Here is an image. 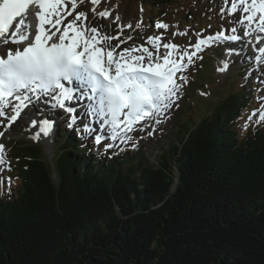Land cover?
<instances>
[{"label":"trees","instance_id":"16d2710c","mask_svg":"<svg viewBox=\"0 0 264 264\" xmlns=\"http://www.w3.org/2000/svg\"><path fill=\"white\" fill-rule=\"evenodd\" d=\"M141 4L150 16L186 18L209 0ZM188 78L176 143L154 165L135 148L111 160L64 127L52 158L41 144L14 142L0 264H264V122L242 130L239 121L255 90L234 73L208 104L194 89L216 85L213 64Z\"/></svg>","mask_w":264,"mask_h":264},{"label":"snow or ice","instance_id":"6c2138e0","mask_svg":"<svg viewBox=\"0 0 264 264\" xmlns=\"http://www.w3.org/2000/svg\"><path fill=\"white\" fill-rule=\"evenodd\" d=\"M100 2L91 0V11L106 19L111 10L105 8L96 12L95 6ZM83 3L84 0H0V118H3L0 125L4 126V131L30 105L35 109V102L42 98H47L44 103H50L52 108L64 109L69 114L68 127L72 128L77 124V110L67 102L84 100L87 102L84 115L96 117L100 127L109 133L107 137L95 135V143L99 145L106 138L127 143L133 140L130 133L137 130V125L146 120L159 124L158 117L171 109L182 87L178 81L187 82L183 72L194 62V56L201 58L197 53L204 50L202 46L240 41V28L244 29L243 37L251 38L250 42L264 44V0H224L222 18L226 9L228 15L240 14L239 19L230 22L231 34L225 35L222 30L200 38L197 33V41L190 45L195 51L189 53L185 48L176 55L173 51L160 52L161 47L178 49L174 43H158L160 36L147 38L152 50L141 45L118 51L121 44L133 39L132 36L123 40L120 35H109L102 25L85 23L87 13L77 11ZM120 20L117 14L113 23ZM142 25L141 19L135 27L141 29ZM117 27L122 34L124 28H132V24L118 23ZM155 27L167 29L169 26L157 21ZM9 44L16 47H6ZM256 51L254 60L264 65V47H257ZM227 67L225 61L224 68L219 70ZM259 99L260 106L248 117L249 121L258 112L257 123L264 122V97ZM37 123L40 127L34 139H38L40 133L48 136L56 121L50 118L31 121L33 127ZM77 130L87 135L95 131L88 123ZM4 131H0V136ZM113 146L114 143H108L105 147L107 150ZM6 157L5 146L0 144V165L7 164Z\"/></svg>","mask_w":264,"mask_h":264},{"label":"rangeland","instance_id":"374dc122","mask_svg":"<svg viewBox=\"0 0 264 264\" xmlns=\"http://www.w3.org/2000/svg\"><path fill=\"white\" fill-rule=\"evenodd\" d=\"M208 1V0H200V2ZM193 5V4H192ZM210 6V7H208ZM204 11V15H192L188 17H184L181 13L177 16V19L170 18L169 20L163 19L161 16L157 14L149 15V7H144L141 4V0H101V2L96 5V12H101L105 8L111 10V15L108 18H101L95 15L91 9L93 5L91 0L85 3L82 6V11L87 13V22L91 23L93 26H103L105 30L109 34L119 33L120 30L117 27V24L127 25L129 23L132 24V28H124L123 30V39H126L129 35L132 36V40L135 46L142 44L146 47H149L150 44L147 43V38L149 36H159L162 34L164 37V43L175 42L178 46H180L179 51L182 52L185 48H187L188 44H193L196 42L197 33L200 34V37L217 33L221 30V28H231V24L229 25V18L226 13L221 14V0H209V5ZM141 7H144L146 13L144 20L141 18ZM200 9V8H199ZM121 17L119 22L113 23L115 20L116 15ZM143 20L144 23L141 29H137L135 27L136 23L140 20ZM172 19V20H171ZM157 21L163 22L167 24L169 27L167 29H157L155 27ZM200 22H203L201 24ZM184 24V26H183ZM205 24H210L207 27L204 26ZM174 33L176 35H174ZM179 33H186L185 35H180ZM242 33L240 31L238 34ZM163 43V44H164ZM214 44H212L207 50L208 52L203 56V61L200 63L205 65L212 62L215 65L216 69V78L217 83L214 86H209L208 89L210 90V94L208 91H204L203 93H199L197 89H194V92L200 94L201 96L206 98L208 104L213 100H215L218 96L217 92L221 89L222 81L229 75H232L236 72V68L231 67L228 72H226V76L224 74H218V62H217V52L215 49H212ZM212 49V50H211ZM219 57V56H218ZM240 63V62H235ZM213 65V66H214ZM192 71V70H191ZM251 71H248V75L242 78L244 81L250 78ZM243 82V81H242ZM188 79H187V82ZM185 82L184 90H185ZM217 91V92H216ZM186 94L184 96V99ZM180 103L179 101L177 104ZM177 104H175L168 114L166 120L162 123V125L158 128L156 134L152 138L143 137L138 144H135L140 152L145 154V157L148 159L150 165H154L156 161V157L160 150L163 148L164 145L174 144L176 143V138L174 136V121L177 119L178 114L173 109H176ZM49 113V112H48ZM200 119V113L196 115V120ZM258 120V119H257ZM256 120V122H257ZM161 128V129H160ZM160 129V131H159ZM68 131V130H67ZM159 131V132H158ZM31 129L26 126V121L24 117L21 121L14 126L11 131L4 137V142H7L6 146H11L14 142H23L26 139H31ZM54 135H56V131L51 132V134L41 143L43 145V149L45 155L49 158H52V154L56 148V142L54 141ZM48 140V142H47ZM49 144V145H48ZM7 150V149H6ZM6 167V164L3 165Z\"/></svg>","mask_w":264,"mask_h":264},{"label":"bare ground","instance_id":"6f19581e","mask_svg":"<svg viewBox=\"0 0 264 264\" xmlns=\"http://www.w3.org/2000/svg\"><path fill=\"white\" fill-rule=\"evenodd\" d=\"M239 35H241L242 36V39H244V38H246V37H243V32L242 33H240ZM197 40V39H196ZM209 47H207V49H208ZM48 107H50V108H52L50 105H48ZM47 142H48V140H47ZM49 145V144H48ZM78 164V163H77ZM4 170V169H3Z\"/></svg>","mask_w":264,"mask_h":264}]
</instances>
